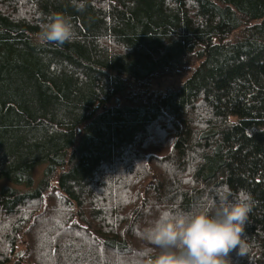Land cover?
Instances as JSON below:
<instances>
[{
	"label": "trees",
	"instance_id": "trees-1",
	"mask_svg": "<svg viewBox=\"0 0 264 264\" xmlns=\"http://www.w3.org/2000/svg\"><path fill=\"white\" fill-rule=\"evenodd\" d=\"M54 13L73 41L40 43ZM5 180L0 264H145L225 187L253 197L230 264H264V0H0Z\"/></svg>",
	"mask_w": 264,
	"mask_h": 264
},
{
	"label": "clouds",
	"instance_id": "clouds-1",
	"mask_svg": "<svg viewBox=\"0 0 264 264\" xmlns=\"http://www.w3.org/2000/svg\"><path fill=\"white\" fill-rule=\"evenodd\" d=\"M75 35L71 21L54 13L42 26L38 40L41 44L63 45L73 41ZM229 197L233 193L225 187L224 195L211 207L160 212L145 229V237L152 246L145 264H230L229 253L237 246L242 255L245 245L241 237L253 197L244 189L233 199Z\"/></svg>",
	"mask_w": 264,
	"mask_h": 264
},
{
	"label": "rangeland",
	"instance_id": "rangeland-1",
	"mask_svg": "<svg viewBox=\"0 0 264 264\" xmlns=\"http://www.w3.org/2000/svg\"><path fill=\"white\" fill-rule=\"evenodd\" d=\"M179 82L180 80H178L177 78H164V79L158 80L157 82H154V86L160 89H170V88H176L179 85ZM118 102L119 104L121 102L119 98H117V104ZM41 171H42L41 169L36 170L35 176L39 177ZM5 183H7L8 185H11V183L6 182V180L0 182V184H3V185ZM18 188L23 189V186H19Z\"/></svg>",
	"mask_w": 264,
	"mask_h": 264
},
{
	"label": "water",
	"instance_id": "water-1",
	"mask_svg": "<svg viewBox=\"0 0 264 264\" xmlns=\"http://www.w3.org/2000/svg\"><path fill=\"white\" fill-rule=\"evenodd\" d=\"M118 105H119V102H118ZM78 134H80V131H79V129H78Z\"/></svg>",
	"mask_w": 264,
	"mask_h": 264
}]
</instances>
